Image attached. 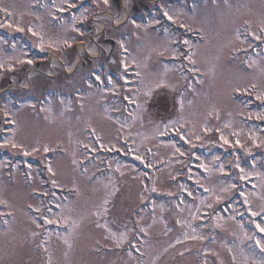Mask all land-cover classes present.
<instances>
[{
  "label": "rangeland",
  "instance_id": "374dc122",
  "mask_svg": "<svg viewBox=\"0 0 264 264\" xmlns=\"http://www.w3.org/2000/svg\"><path fill=\"white\" fill-rule=\"evenodd\" d=\"M93 1L95 7L83 6V0H0V8L11 13L0 11V34L17 35L30 46L0 37V108L14 122L13 131L0 137V145L10 141L0 151L13 154L9 162L14 155L17 158L12 173L5 172V160H0V200L6 202L0 204V212L12 214L0 218V264H264V252L250 243L254 237L256 244L264 245V232L252 235L257 225L264 228V98L258 99L264 97V0H217L210 11L205 3L191 5L187 11L182 0L172 6L162 0L161 8L176 19V27L182 23L189 27L183 26L184 31L199 36L190 44L195 52L193 67L199 69L191 77V88L185 87L176 65L163 60L180 53L172 47V42L182 40L179 35L159 36L162 25L153 31L130 21L114 27L109 20L120 21L123 12L114 11L103 0ZM120 1L129 6L134 0ZM153 1L143 0L150 23L158 19L151 8ZM69 4L80 11L73 13ZM96 8L107 13L96 15ZM59 9L72 13L60 18L64 10ZM89 16V32L75 28L78 21L86 24ZM101 30L115 47L95 39ZM78 39L86 41L83 50L73 49ZM66 48L68 52L61 56L59 51ZM46 51L61 65L43 62ZM85 58L91 65L75 69ZM123 70L132 74L129 81ZM109 73L117 75L111 78L110 88L104 86ZM117 77L129 87L120 88ZM160 81L165 86L156 88ZM149 87L152 94L145 96ZM12 92H19L18 100L34 95L35 102L19 103L12 110ZM125 96L137 108L125 106L129 102ZM155 96L166 99L167 114L150 109ZM3 126L0 120L2 130ZM174 127L178 144L157 141L158 134ZM131 144L140 155L145 147H154V162L167 163L141 177L113 157ZM45 146L51 153L42 157ZM25 151L30 154L24 155ZM32 160H39L45 181L33 170L32 186H25L21 174L29 175ZM241 175L247 179L241 180ZM53 180L55 186L75 188L73 199L51 203L57 212L49 215L56 219L63 212L76 220L79 226L70 236L68 231L43 235L26 209L29 205L39 208L36 201L45 199L28 193L38 189L40 182L54 186ZM239 182H250V188L240 189L247 203ZM188 183L195 185L197 195L188 194ZM239 196L246 204L243 216L233 199ZM104 199L109 200L107 213L92 215ZM97 220L107 223L112 233H126L127 239L117 247L108 230L96 227ZM66 236L71 248L64 243ZM132 239L138 244L127 245Z\"/></svg>",
  "mask_w": 264,
  "mask_h": 264
},
{
  "label": "snow or ice",
  "instance_id": "6c2138e0",
  "mask_svg": "<svg viewBox=\"0 0 264 264\" xmlns=\"http://www.w3.org/2000/svg\"><path fill=\"white\" fill-rule=\"evenodd\" d=\"M103 2H104L105 4H107V3H108V0H103ZM73 6H74V5L69 4V7H73ZM59 10H60V11H63L64 9H59ZM0 11L4 12L6 15H9V16L11 15V13H10V12L8 11V9H6V8H0ZM165 16H167L169 20L172 19L171 16H168V13H167V12H165ZM9 26L11 27V25H9ZM183 26H184V25H181V27H183ZM17 30H18V31H22L23 29L17 28ZM261 30L264 31V29H261ZM29 31L31 32L32 29L29 28ZM33 35H37V33L33 32ZM254 38H255V39H260V37H258V36L254 37ZM65 43H67V41H65ZM184 44L188 45L189 48L192 47V46L189 44V42H188L187 40L184 41ZM39 46H40V47H43V45H39ZM49 46H51V45H49ZM121 47L123 48V44H121ZM161 54H163V53H161ZM194 56H195V52H194V51H190V52H188L187 55L185 56V59L188 60V63H189V64H191V65H195V64H196V60L193 58ZM29 63H31V61H29ZM190 71H192V72H198L199 69L193 67L192 69H190ZM136 75L139 76L140 73L137 72ZM96 79L99 80L100 77L97 76ZM197 82L199 83V81H197ZM109 83H111V79H109ZM126 83H127V81H126ZM162 86H165L164 83H163V81L157 82V83L155 84V87H156V88H160V87H162ZM189 88H191V84H189ZM151 94H152V88L149 87L148 90L144 92V95H145V96H151ZM259 98H264V97H258V99H259ZM124 99H125V100H128L129 103H133V102H134L133 100H130L128 96H125ZM178 103L180 104V110L182 111V110H183V100L178 101ZM5 115H7V113H6ZM169 123L171 124V123H174V122L170 121ZM165 127H168V125H165ZM180 139H181V140H184L185 143H188V141L185 139V137H184L183 135L180 136ZM221 139L224 140V143H228V141H227L226 139H224V137H221ZM8 143H10V141H5L3 145H0V147H5V146H7ZM237 145H239V141H237ZM12 147L15 148V147H17V145H16L15 143H13V144H12ZM173 147H175V146L173 145ZM33 151H38V149L34 148ZM44 151H45V152H48V151H49V148H48L47 146H45ZM177 151H179V149H177ZM29 154H30V153L27 152V151L24 152V155H29ZM180 154L183 155V153H180ZM136 159L141 160V163H143V160L141 159V157L137 156ZM73 163H75V161H73ZM150 166H151V165H146V167H150ZM237 166H238V165H237ZM221 170H223L222 166H221ZM48 171H49L50 173H53V175H55V173L53 172V169H52L51 167H49ZM240 171H241V173L244 172V170H243L242 168L240 169ZM240 179H241V180H245V179H247V176H246V175H241ZM52 183H53L54 186L56 185V181H55V180H53ZM232 187H235V185H232ZM151 191L155 192V191H156L155 187H153V188L151 189ZM205 191H209V190H208V189H205ZM223 191H228V189L225 188V189H223ZM189 195H191V193H189ZM240 195H241V196H245V193H244L243 191H241V192H240ZM217 202H219V197L217 198ZM247 202H248V201H247V197L245 196V203H247ZM108 203H109V200H108V199H104L102 205H100V207H99L96 211H94V212L92 213V215H95V216H97V217H101V216L105 215V214L107 213V211H108V209H107V207H106V205H107ZM0 204H5V205H6V202L3 201V200H0ZM29 207L31 208L32 206L29 205ZM58 207H59V206H58ZM208 207H212V205L209 204ZM34 211L39 212L40 209L37 208V209H34ZM48 211L51 212V211H52L51 208H49ZM261 211H264V208H262ZM11 215H12V214H11L10 212H8V213L0 212V218L6 217V216H11ZM252 215H253V216H256V215H259V213L253 212ZM43 220H44V224H46V225H49V224H62V226H65V227L67 228V231H68V235H69V236H70V235L75 231V229L79 226V224H78V222H77L76 220H72L70 217H68V216H64V215H63V212H61L60 214H58V217H57L56 219H49L48 217L45 216V217H43ZM32 222H33V223H36L35 220H33ZM3 223H4L5 225H8V220H7V219H3ZM177 223H181V222L178 220ZM217 226L219 227V225H217ZM37 227H40V225L37 224ZM96 227H97V228H105L106 230H108V231L110 232V236H111V238L114 239V240H116V242H117V247H119L120 244L123 243V241H124L125 239H127L126 233H123V232H122V233H119V235H117L116 233H112V232L110 231V229H108V225H107V223H105V224H101V223H99V220H97V222H96ZM257 229H258L260 232H264V228H261L260 225H257ZM141 231L143 232V231H145V230L142 228ZM35 235H37V233L34 232V233H33V236H35ZM191 238H192V239H197L196 236H192ZM64 243L67 244L69 248H71V243H70V241H69V239H68L67 236L64 238ZM133 247H135V246L133 245ZM257 247H259V248L261 249V251L264 252V245H262V244L260 243V241H257Z\"/></svg>",
  "mask_w": 264,
  "mask_h": 264
},
{
  "label": "flooded vegetation",
  "instance_id": "af4514ba",
  "mask_svg": "<svg viewBox=\"0 0 264 264\" xmlns=\"http://www.w3.org/2000/svg\"><path fill=\"white\" fill-rule=\"evenodd\" d=\"M217 0H200V4L203 5L205 3V7L207 6L209 8V11H210V6L211 5H214V6H217L215 3H216ZM176 4H179L178 0L175 1ZM130 7L135 10L136 12H139L140 11V8H145L144 4L141 3L139 0H135L133 2L130 3ZM138 7H140L138 9ZM217 8V7H216Z\"/></svg>",
  "mask_w": 264,
  "mask_h": 264
}]
</instances>
